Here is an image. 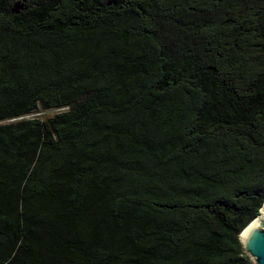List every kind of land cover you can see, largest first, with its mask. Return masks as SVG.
I'll use <instances>...</instances> for the list:
<instances>
[{"label":"trees","instance_id":"trees-1","mask_svg":"<svg viewBox=\"0 0 264 264\" xmlns=\"http://www.w3.org/2000/svg\"><path fill=\"white\" fill-rule=\"evenodd\" d=\"M18 2L0 0V264H252L264 0Z\"/></svg>","mask_w":264,"mask_h":264},{"label":"water","instance_id":"water-1","mask_svg":"<svg viewBox=\"0 0 264 264\" xmlns=\"http://www.w3.org/2000/svg\"><path fill=\"white\" fill-rule=\"evenodd\" d=\"M240 237L245 252L253 260L252 264H264V205L259 216L243 230Z\"/></svg>","mask_w":264,"mask_h":264},{"label":"rangeland","instance_id":"rangeland-1","mask_svg":"<svg viewBox=\"0 0 264 264\" xmlns=\"http://www.w3.org/2000/svg\"><path fill=\"white\" fill-rule=\"evenodd\" d=\"M25 0H20V2H18L17 7L20 8L23 6ZM63 109H53V110H44V109H39L36 113H34L33 115L35 116H39L43 119L51 117L53 115H55L56 113L62 111Z\"/></svg>","mask_w":264,"mask_h":264}]
</instances>
